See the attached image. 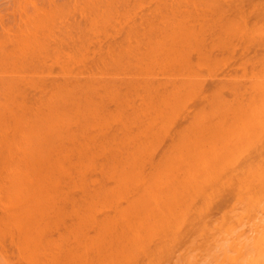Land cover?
Here are the masks:
<instances>
[{
  "label": "rangeland",
  "instance_id": "1",
  "mask_svg": "<svg viewBox=\"0 0 264 264\" xmlns=\"http://www.w3.org/2000/svg\"><path fill=\"white\" fill-rule=\"evenodd\" d=\"M131 10L133 11L131 13L135 12L136 14H138V48L136 47V41H133L131 43L126 37H124L126 34V28H129V26L127 25L125 27V25L122 24L124 25V28L120 27L122 25H119V29L122 28V30H119L117 28L118 25L117 27L115 25H99L98 28H100L101 30H95L97 29L96 27H89L88 29V24H86V33H84V39H78L76 40V42H78L74 44L78 46L80 45L79 47L85 49V52L86 48H88V54L87 52L83 53L85 54L84 56H86V54L88 55V58L85 57L86 59H88L86 60V64H88L86 65V68L88 69L83 66L84 63H82L83 60L80 56L78 57L79 59L76 58L75 60H72L70 62V67L72 68V73L74 74V82H77V85L81 83L79 85L80 87L83 85L82 88H80L79 86L78 89L76 88L75 93L77 95L75 96V98L79 97L78 99H80L81 101H78L76 99L78 103L82 102L85 105V113L87 110L86 114H88V117H85L86 120H84L86 122V129H84L86 131L84 135L86 136V138H89V143L91 142V152H95L98 147H100L98 152L96 151L95 153V155H100L101 149H104V147L111 150L113 146H120L117 141H120V138H126L123 137L125 132L128 133V131H132V135L130 134L128 135L129 137L127 136V140L131 143L133 141L135 142V140L137 139L136 134H138V139L136 140V142L138 141V190L140 191L138 197H141L142 200L140 202V200L138 199L140 206L142 205L141 207H138V210H141V212L138 211V216H140L138 218L142 222L141 227L143 231L141 233L143 235L141 234L142 237L139 238L140 243L138 242V249L135 245H133L132 249L134 250V248H136L135 250H138L136 253L139 254L134 255L135 252L131 249L132 246L128 245L131 251L124 248L125 250L123 249V253H127L126 250H129L128 252L130 253H127L125 255L129 256L131 252H133V256L131 255L126 259V256L121 253V246L123 245L119 246V248L117 246H114L116 245L115 242L119 241H117V238L119 237L116 236V232L118 231V229L121 230V228H118L117 231L114 228L113 231L116 232H109L112 226L108 225V227L105 228L103 226L106 225L102 224L101 228V224L98 225L99 223H97V226H95V222L92 223L93 225L88 222V226H85L87 225L86 223L82 224V227L80 225H78L80 227H75L74 224H70L72 223L71 218L74 217H67L69 222L67 220L68 224L66 225H52L53 227L49 226L47 228L32 229L27 231V233L26 231L22 230L24 234L22 232L17 233L16 231H13L11 235H13L14 238L21 236L23 237V239L35 238L36 241H38L42 237L43 240L46 241L47 239H50L49 242H53V244H50L51 248H49V246L47 245H44V250L40 248L41 246H39L38 244L36 245V243L38 242H35L36 246H22L20 248L14 242L10 243L11 238L10 236H7L5 244L0 243V249L4 252L3 254V252H1L0 250V264H40L41 261H44L47 258L54 261L55 256L62 257L65 252V256L68 255V253H71L70 255H68V260H66V257L63 259L67 261L66 264H69V261L71 259V264H109V262L111 264V260L113 259H115V263L113 262L112 264H138L140 262V264H143L147 263L146 261L149 259V262H152L151 260H153V262H155L156 264H212L214 262L212 260L213 257L210 256L211 250H209L208 252V248L206 247L207 243L208 245L210 244L211 232L214 235V229H217V226L221 225L215 224V219H220L224 213L230 215L229 213L233 210L231 212V215L233 213V215L236 216H232V220L235 223L236 227V224H238L241 220H254L257 216L256 213H259V210H262L260 214H264V201L261 199L263 198L261 194H264V191H261V189L264 190V172L262 171V169L264 170V117H259V114L261 116V113L258 114V117H252L251 114V117H246V114L244 113L246 111L245 108L242 109L245 117H234L233 115V111L235 108H241L240 104H242L243 107H246L247 115H249L250 113V110L248 108L254 107L255 104L257 105L255 107H263H260V104L264 102V0H138V7H136L135 5ZM260 13H262L263 15ZM195 28H199L200 30H195ZM198 33L200 34V36H198ZM107 35L110 36L108 37ZM112 35H115L117 40H115V37L113 38ZM69 40L70 39H68L67 44H65L64 46H70L71 44H73V42L70 41V43ZM115 41H117V43H115ZM118 43H120L121 45ZM257 43L258 45H256ZM112 44H115V48H118L116 45H120V49L118 48L119 51L117 50V52L115 49L117 53L114 54V50L111 49L110 51H112V54L108 52L104 55V53L101 52L100 48H102V50L105 52L108 49L107 46ZM121 46H123L122 49ZM70 47H72V45ZM100 54L102 55L101 59H99V57H101ZM210 56H212V58ZM60 66V63L55 62L52 57L48 59L44 72L46 73L45 78L47 77V84H49V81L53 78V76H62V74H60V72L62 71L60 70ZM57 68H59L60 71ZM80 68L81 70H79ZM62 79L63 77L60 80ZM222 82L223 86L221 85ZM29 90L34 91V89ZM36 90L30 95H33L34 93H37L38 95L39 92H37ZM47 93L49 94V91L46 92V95ZM220 93H223L225 97L223 95L221 96ZM218 95L221 97H219ZM252 100H254L252 102L253 104L255 103L254 106L250 104L251 106L249 105L250 107H247V105L251 103ZM217 101L220 102L218 103ZM247 101L250 102L248 103ZM224 105H226L227 108ZM224 109L226 110V113L224 112ZM262 109L263 108H261L260 110L263 111ZM202 110L206 112V114L204 115L206 117L202 115ZM226 114L227 116H224ZM125 121H129L128 124ZM122 122H124L125 125ZM124 126H127V128H129L128 131H126L127 128H124ZM127 133L125 134V136L127 135ZM133 134H135L136 139L133 137ZM228 135L230 136L228 137ZM130 136H132L135 140L133 138L131 139ZM225 137L226 139H228H224ZM129 138L132 141L129 140ZM91 140L94 141L95 145L92 144L93 141ZM113 140L114 142H117L118 145L116 143H113ZM127 140H122L123 143L126 142V144L124 143L123 146L125 145L126 147L124 146V148L127 149L128 147V149L130 150L129 147H131L133 144L129 143L130 146H127ZM122 142L120 143L121 146ZM111 143H113L114 145ZM229 143L231 146H229ZM103 145L105 146L103 147ZM119 148L122 149V147ZM121 149L120 153H124L128 150L122 149L125 150L123 152ZM115 150L112 149L111 151L113 152ZM104 151L102 152L103 154ZM107 152H109V150ZM107 152H105L107 156V158H104V160L107 159L105 161L110 163L113 162L112 164H115L114 162L116 161L120 163L118 159L121 158V154L116 160L114 157H117L119 153L115 151L116 156L115 154H112L115 161L113 159L112 161L110 157V159L108 158ZM110 152L108 153L109 155H111ZM99 155L96 156L99 160L101 158V160L99 161L98 159L95 160L92 158L94 163L102 162L103 158L99 157ZM208 160H210L212 163L210 161L208 162ZM98 164L100 165V163ZM112 164L109 166H113ZM103 165L106 167V170H108V168L110 169V167L107 166L108 164L106 162H104ZM227 166L229 167L227 168ZM230 167L232 169V172H229ZM239 169L240 171H237ZM260 171H262V174L260 175L263 176H259L261 177V179L258 177ZM246 173L248 176L245 175ZM146 180L150 183H146ZM253 181L256 184L253 183ZM250 185L252 186L250 187ZM256 185L257 187H255ZM240 187H242L241 190L243 192L240 190ZM244 187H248L246 189L247 191H249L247 192ZM253 191H257L256 194ZM150 195L152 196L150 197ZM225 195L226 198H224ZM173 197H175L176 202L173 201ZM251 197L255 200H250ZM178 198L184 201L186 199L188 201L187 204H183L182 200L181 204L180 200L178 201ZM171 199H173L172 202H170ZM143 200L144 202L145 200H147L144 207ZM173 202L175 204L177 202L178 204L180 203V208L178 207V204L172 205L174 204ZM245 202H247V204H249L250 207L253 208L254 211H250L253 215H244V213H247L246 210H248L245 209L247 208V204ZM222 203H225L226 205H220ZM170 204L172 206H176L173 207V209H175L174 212L178 210L175 213L176 215H180V219L177 216L179 222L177 221L178 223L175 228L173 227L175 226L174 221H172L173 223L170 221V219L174 220L175 216L173 215L175 214L174 212H169L171 210L173 211ZM146 205L154 207V210L150 213L152 216H150V218L145 217L149 215L146 212H148L149 210L147 209L150 208H147ZM245 205L246 207H242ZM221 206L224 207L222 208ZM169 207L171 208L170 210H168ZM166 208L168 211L166 210ZM221 208L224 212L221 211ZM217 209H219L221 212H219ZM243 209H245L246 212L243 211ZM144 212L145 216L143 214ZM162 212L166 217L161 214ZM166 212H169L173 215L172 216L170 214L172 218L169 217V220V214L167 215ZM213 212L215 213V215ZM254 212H256L255 215ZM156 215H162L161 219L162 217L167 218L165 219L167 220V225L172 223V226L169 225L170 227H166L163 222L164 220L162 221L158 218H155L154 223V216ZM218 215H220V218L216 217ZM228 215L227 217L224 215L225 218L222 217L223 219L221 218V222L223 223L220 226L222 230H219V234L222 231H228L227 228L230 225V221H232ZM101 217L99 216L100 219ZM190 219L191 221H189ZM157 221L159 222L158 224H160V222L162 221L160 225H164H162L163 227H160V229L158 230L159 232L153 229L152 233L151 228H157L155 227L157 225ZM168 221H170L171 223ZM196 221L198 222L197 224ZM152 222L154 223V225L152 224ZM233 224L232 226L234 227ZM114 226H116L117 228L118 224H114ZM232 226L230 225V227ZM99 227L102 229L103 234L104 232L109 230V236L107 235V233H105L104 235H101V232L98 233ZM183 228L187 230H183ZM101 229L99 230L101 231ZM218 229L217 231H215V233L218 232ZM120 230L118 231V233L120 232ZM230 230L231 228L229 229V231ZM175 231H177V233H175ZM181 231L183 232V234L180 237ZM202 232H204L203 235H201ZM114 233H116V241H114L115 239H113L115 238ZM223 233L224 232H222V234ZM121 234L123 235L124 232ZM185 234H189V236L187 235L188 237H186ZM165 235H170L171 237L173 235V241L172 239L169 240L171 237L167 240L168 244L169 241L173 243L172 246L170 244H166L167 242L164 241ZM191 235L192 237H190ZM221 235L218 237H221ZM100 236L102 241L105 237L106 239L108 238V241H110V237H112V240L114 241L113 246L117 247L118 250L121 251L118 252L123 254L124 258L123 256H121V254L116 253V255H118L116 260V258H114L115 254H110L111 249H115L112 246L113 243L110 245V242H107L109 246L113 248L108 247V244L106 242L104 243H106L107 246L105 244H102L103 248L101 246L99 248V245H101L99 243L98 247L95 243V245H89L91 243L88 244L89 246L87 245V241H91V238L89 237H95L97 238L95 239V241H97L100 239ZM103 236L104 238H102ZM217 236L216 238L214 236V238L218 243L219 238ZM224 236H226L225 233ZM81 237L82 240H79V238L81 239ZM87 237L90 239V241L87 240L85 244L88 246L87 248H89L87 250L86 247H83L85 246V242L82 244L83 246H81V243H78L77 245V242L73 241L79 240L83 242L85 238L88 239ZM122 237L126 238L124 235ZM122 237H120V239ZM51 239L54 240L51 241ZM61 239H63V242H65L64 244L62 242V244L59 243V240ZM56 240H58L59 242H56L55 244L54 241ZM112 240L111 242H113ZM71 241H73L74 243ZM92 241H94V239ZM68 242L71 244V247H74V249H71L70 246L66 245ZM58 243L61 244L63 248L61 246L60 247L62 249L59 248ZM69 243L68 245H70ZM215 244L216 242L214 243V248ZM30 245H32V242L30 243ZM117 245H120V243H118ZM182 245L183 247H181ZM185 245L187 248L185 247ZM46 246L48 247L47 249L49 252L45 249ZM66 246L69 248V250ZM93 246L96 247L93 248ZM178 246L180 248H178ZM204 247L206 248L207 253H205L206 251L203 249ZM16 248L18 249L16 250ZM106 249L110 251V253L108 252L109 254L105 252ZM172 250L173 252H171ZM114 251L116 252L117 249ZM178 253L181 255H179ZM208 253L209 255L207 256L206 254ZM59 254H61L62 256ZM19 256L21 257L19 258ZM192 256H194L195 259ZM60 257L58 258L59 260H61L60 264H63ZM189 258L190 260L187 261V259ZM175 259H177V261H175ZM207 261L210 262L207 263Z\"/></svg>",
  "mask_w": 264,
  "mask_h": 264
},
{
  "label": "bare ground",
  "instance_id": "2",
  "mask_svg": "<svg viewBox=\"0 0 264 264\" xmlns=\"http://www.w3.org/2000/svg\"><path fill=\"white\" fill-rule=\"evenodd\" d=\"M216 4H217V2H216ZM135 5H136V7H138V0H0V243L1 244H5V240L7 239L6 237L10 236V238H11L10 243L14 242L20 248L22 246H26V247L27 246L28 247L29 246H36L37 244L39 246H41L40 248H42V249H43L44 245H47V246H49V248H51L50 244L51 243L53 244V242H49L50 239H47V241L49 242L48 243L46 240H43L42 237L38 241H36L35 238H34L35 240L34 239H28V238L23 239V237L18 236V234H17L18 237L14 238L13 235H11V233L13 231H16L17 233H21L22 230L26 231V233H27V231L32 230V229L47 228V227L52 226V225H57V226L66 225L69 222L67 217H69V218L74 217V218H71L72 223H70V224H74L75 227H77L78 225H80L82 227V224H86V223H87V225H85V226H88L89 223L92 224L95 222V226H97L96 224L99 223L98 225L101 224L100 225L101 228H102V224L106 225V226H103L105 228H107L108 225L112 226V228H111L112 231L110 229V231L108 230L109 232H116L118 228H121L122 232L120 229H118V231L120 230L121 233L124 232L123 235L126 237V238H123L122 237L123 235L120 232L118 233V231H117L116 236H118L119 238H117L115 236L116 233H114L115 238H113V239H115L114 241H116V238H117V241L118 240L119 241L115 242L116 245H114V241L112 240V237H110L111 238L110 241L107 240L109 238L108 237L109 233H108V231L105 230L106 232H104V234L107 233L108 236L105 235L106 237H108L107 239H106V237L104 238V236H103L102 238H104V240L102 241L101 236H100V239L99 238L98 239L101 241H99V240L95 241V239H97V238L89 237V238H91V241H90V239L87 237L88 239L85 238V240L82 242V241H79V240H82V237H81V239L79 238V240H76V241L73 240L74 242H77V245H78V243H81L80 245L83 246L82 244L85 242L84 243V245H85L86 241L89 240L90 242L87 241V245L89 243H91L89 245L97 244L96 246L98 247V245L101 244V245H99V248H100V246L103 248L102 244H105L107 246V244H108L107 242H110V245L113 243L112 246L114 245V246H117L118 248L121 245L125 246V247L121 246L122 252L119 251L117 247L113 246L115 249H113V250L111 249V253H110V251H108V249H109L108 247H110V248H113V247L109 246V244H108V247L105 246L106 248H108V249H106L107 251L105 250V252H107V253L109 252L111 255L115 254L114 258H116V260L118 257V255H116V253H119V252L123 253L124 248L130 250L129 246H132L131 247V249H132L133 245H135L136 248L138 249V247H139L138 242L140 241L139 238L142 237L141 232L143 231L142 227H141L142 222L138 218V217H140V216H138V211L141 212V210H138V207L140 206L138 199L140 200V202L142 201L141 197H138L139 192H140L138 190V141L136 142V140L138 139V134H136L137 139L135 137V134H133L134 135L133 137L136 140L132 136H130V138L131 139L133 138L135 140V142L134 141L132 143L129 142L127 140L129 137L128 135H130V134L132 135V131H128L129 128H127V126L126 127L124 126V128H127V130L126 129L125 130L128 131V133L125 132L123 137H126V138L125 139L120 138L121 139L120 141L122 142V140L123 141L127 140V143H128L127 146H130L129 143L133 144L131 147H129L130 150L128 149V147H127V149L129 151L126 148H124L125 145L123 146V144L124 143L126 144V142H124V143L122 142V146H121V144H120L121 142L117 141L120 145V146H117L119 151H118L117 147H114V146L112 149L113 150L117 149L115 151H117V153H119V154L117 155V157H114L112 154H115V151H113L114 152L113 153L111 151L112 149L111 150L106 149V147H104L105 145H103L104 149L103 148L101 149L100 155L96 154V155H99V157L103 158L102 162H95V163H97V164H95L93 159H95V160L98 159V157L95 155V153H96V151L98 152L100 147H98V149L95 152H91V144H90L91 142L89 143V141H90V140L88 141L89 138L88 137L86 138V136L84 135V133L86 131V130H84V129H86L85 128L86 122L84 120H86V118L88 117V114H86L87 110H86V113L84 112V110L86 109V107L84 108L85 105L82 102L78 103V101L80 100V99H78L79 97L75 98V96L77 95L75 93L76 88L78 89V86L81 83L78 82L79 84L77 85V82H74V74L72 73V68L70 67V62L72 60H75L76 58L79 59L78 58L79 56L83 60V62H82V63H84L83 66H85V68H86V65H88V64H86L87 63L86 60H88V59H86V58H88V55H87L88 54V52H87L88 48H86L87 54H86V56H84L85 54H83V53H86L85 49H83L82 47H79L80 45L78 46V45L74 44V43L78 42V41L76 42V40H78V39L80 40L82 38L84 39V33H86L85 32L86 31L85 30L86 24H88V29H89V27H91V28L96 27L97 29H95V30L100 29V28H98L99 25H101V26L102 25L103 26L115 25L116 27L118 25V27H117L118 29H119V25L124 24L125 27L127 25V26H129V28H126V30H125L126 34L124 33L125 34L124 37H126L131 43L133 41H136L137 42L136 47L138 48V19H137L138 14H136L135 12L131 13V12H133L131 9H133V7ZM260 14H262V13H260ZM261 23H262V21H261ZM124 25H122L120 27L124 28ZM120 29L122 30V28H120ZM195 30H200V29L195 28ZM99 31H97V32H99ZM193 31H194V28H193ZM247 31H248V29H247ZM201 34H202V32H201ZM116 35H117V33H116ZM107 36L109 37L110 35H107ZM112 36H113V38L115 37V40H117L115 35H112ZM198 36H200V34ZM203 36H205V35H203ZM68 39H70L69 42L70 41L73 42V44H71L72 47H70L71 45L70 46L69 45L64 46L65 44H67ZM110 39H111V37H110ZM204 41H205V39H204ZM92 42H93V39H92ZM115 43H117V41H115ZM196 43H198V42H196ZM118 44H120V43H118ZM185 44H187V43H185ZM120 45L119 46L116 45V46L120 49ZM256 45H258V43ZM107 47H108V49L106 50L107 52L106 51L104 52L102 50V48H100L101 52H103L104 55L107 54L108 52L111 53L112 52V51H110L111 49L114 50V52H113L114 54L119 51L118 48H115V44L109 45ZM122 48H123V46H121V49ZM100 49H99V51H100ZM115 49H116V51L117 50L118 51L116 52ZM197 49H198V47H197ZM207 50H205V51H207ZM256 51H259V50H256ZM210 53H211V49H210ZM207 54H208V52H207ZM50 57H52L55 62L60 63V65H61L60 70H62L60 72V74H62V76L61 77H59V76L54 77L53 76V78L49 81V84H47V82H46L47 77L45 78L46 73H44V72H45V66L47 65V61H48V59H50ZM210 57L212 58V56H210ZM101 58H102V55H101V57H99V59H101ZM211 61H212V59H211ZM78 65H79V63H78ZM49 66H51V65H49ZM77 68H78V66H77ZM57 69L59 70V68H57ZM86 69H88V68H86ZM79 70H81V68ZM52 72H53V70H52ZM62 77H63V79L60 80ZM56 78H58V79H56ZM223 82L221 83L222 86H223ZM82 86L81 87L79 86V87L82 88ZM222 86H221V88H222ZM36 88H37V90H36ZM29 89H34V91L36 90L37 92H39V94L37 95V93H34L33 95H30L34 91L33 90L30 91ZM47 91H49V94L47 93L48 96L46 95ZM220 94H221V96L223 95V93H220ZM215 95H213V96H215ZM221 96H219V97H221ZM253 101L254 100H252L251 103H249L250 101L249 102L247 101L249 103V104L247 103L248 104L247 107H250L251 106L250 104H252L254 106L255 103L253 104L252 103ZM210 102H212V101H210ZM217 102L219 103L220 101H217ZM223 104H222V106H223ZM262 104H260V107L263 106L261 108H263L262 110L264 111V104L263 105ZM240 105H241V108L237 107V109L236 108L234 109V111H233L234 117H245V116L249 117L250 114L252 117L253 116L258 117L259 113H261V116L259 114V117H264V114H263L264 112L260 110L261 108L255 107V106H257L256 104L254 107L248 108L250 110L249 115H247L246 107H243L242 104H240ZM224 106H226V105H224ZM226 108H227V106H226ZM243 108H245V110H246L244 112L246 115L243 113V110H242ZM203 110H205V109H203ZM203 110H202V115L204 116L206 114V112ZM259 111H261V112H259ZM203 112H205V113H203ZM224 112L226 113V110ZM227 114L224 116H227ZM93 115H95V114H93ZM214 116H216V115H214ZM204 117H206V116H204ZM230 119H232V118H230ZM165 120H166V118H165ZM125 122L128 124L129 121H125ZM122 123H124V122H122ZM124 125H125V123H124ZM108 127H110V126H108ZM129 132H131V133H129ZM138 132H136V133H138ZM126 133H127V135L125 136ZM229 136L230 135H228V137ZM130 138H129V140H131ZM224 139H226V137ZM91 141H93V140H91ZM112 142L117 144V142H114V140ZM113 143H111V144H113ZM92 144L95 145L94 141L92 142ZM110 146H112V145H110ZM229 146H231L230 143H229ZM101 147H102V145H101ZM119 147H122V149H126L127 151L122 150ZM120 149L123 152L124 151L125 152L120 153L121 152ZM108 150H109V152L111 151L110 154L112 155V157H111V155L108 154L109 153V152H107ZM103 151H104V154L102 153ZM105 152H107L108 158L110 157L111 160L113 159L114 161H115V159L117 160V158H119V156L121 154V156H120L121 158L118 159L120 161V163L118 161H116V162H114L115 164H112L113 160L112 161L110 160L112 163L105 161V160H107V159L104 160V158H107ZM141 155H142V153H141ZM115 156H116V154H115ZM212 157H214V156H212ZM223 157H225V156H223ZM100 160H101V158H100ZM209 161L210 160H208V162ZM104 162H106L108 164L107 165L108 167H110L109 165H111V164L113 166H111L110 169L108 168V170H106V167L103 165ZM98 163H100V165ZM101 163H103V164H101ZM228 167L229 166H227V168ZM229 169H228L229 172L230 171L232 172L231 167ZM237 171H240V169ZM262 171L264 172L263 169H262ZM262 171H260L258 177L262 176V175H260V174H262ZM197 173H199V172H197ZM216 173H217V171H216ZM245 175L248 176L247 173ZM263 175H264V173H263ZM169 176H170V174H169ZM105 178L107 179V181H110V182H107ZM256 178H255V180H256ZM259 178L261 179V177H259ZM250 179H252V178H250ZM231 180H233V179H231ZM263 180H264V178H263ZM228 181H229V179H228ZM146 183H150V182H148L146 180ZM250 183H252V182H250ZM253 183H255V182L253 181ZM245 185H248V184H245ZM251 186L252 185H250V187ZM255 187H257V185ZM255 187H253V188H255ZM241 188L242 187H240V190H241ZM244 188L246 189L248 187H244ZM160 191H161V189H160ZM246 191H247V189H246ZM261 191H264V190L261 189ZM253 192H255V191H253ZM256 192H255V194H256ZM261 195L263 197L261 199L264 201V194H261ZM151 196L152 195H150V197ZM232 197H235V196H232ZM173 198H174V200L171 199L170 202H172V200L174 202H176L175 197H173ZM224 198H226V195ZM259 198H260V196H259ZM151 199H153V198H151ZM252 199L253 198L251 197L250 200H252ZM179 200L181 202L182 199L178 198V201ZM227 200H230V199H227ZM254 200L255 199H253V201ZM143 202H144V200H143ZM145 202H147V200H145ZM145 202H144L143 207L146 204ZM182 202H183V204H185V203L187 204L188 201L185 199V201L182 200ZM182 202H181V204H182ZM249 202H251V201H249ZM245 203L247 204V202H245ZM253 203H251V204H253ZM177 204H178V202L176 204L174 203L172 205H177ZM181 204L180 203L178 204L179 208H180ZM223 204H225V203H222L220 205H223ZM248 205L249 204H247V208H245V209H248V210H246L247 213L245 214L243 212L245 216L246 215H253L250 211L253 212L254 210H253V208L250 207V205L249 206ZM263 205H264V203H263ZM146 207L147 208L150 207L149 209H147L149 211L146 212L149 215L145 216V212L143 214L145 217L150 218V216H151L150 213H151V211L154 210V207L153 206L151 207L148 205H146ZM173 207H176V206H172L171 208L173 209ZM221 207L223 208L224 206H221ZM242 207H246V205L242 206ZM171 208L169 207L168 210H170ZM222 208H221V211L223 210ZM245 209H243V211H245ZM254 209H256V208H254ZM166 210H167V208H166ZM174 210L175 209H173V211L171 210L169 212L173 213ZM217 210L219 212H221L219 209H217ZM145 211H146V209H145ZM165 211H163V212H165ZM177 211H175V212H177ZM261 211L262 210H259V213ZM263 211H264V208H263ZM163 212L161 214H163ZM169 212L168 213L166 212L167 215L169 214L168 220L170 219L169 217L172 218V216L175 215L174 220L170 219L171 222L174 221L175 226H173V227L175 228L177 223L179 222L180 215L178 213H177L178 215H176L175 212H174L175 214L172 215ZM222 212H224V211H222ZM231 212L229 213L230 215L224 213L223 216H221V218L222 217L225 218V216L227 217V215H228L230 217V219L232 220V216H234V217H236V216L233 215V213L231 215ZM255 213L256 212H254V215H255ZM170 214L172 216H170ZM199 214H200V212H199ZM256 214H258V213H256ZM214 215H215V213H214ZM97 216H98V218H97ZM99 216L100 217L105 216V217H110V218L104 217V219H103V217H101V219H100ZM161 216L160 215L154 216V223H155V218H158L159 220H162V221L164 220L163 222H164L166 227L167 226L170 227L169 225L172 226L173 222L171 223L170 221H168L171 224L168 223L169 225H167V222H166L167 220H165L167 218H164L166 216L164 215V217H162V219H161ZM177 216L179 219L177 218ZM194 216H195V214H194ZM196 216H198V215H196ZM203 216H204V214H203ZM219 216L220 215H218L216 217H219ZM191 218H192V216H191ZM221 218L215 219L216 220V221L214 220L215 224H217V225L221 224L222 225L223 222H221L222 221ZM181 219H182V216H181ZM67 220H68V222H67ZM138 220H139V222H138ZM217 220H218V222H217ZM162 221L160 222V224L162 223ZM189 221H191V219ZM232 222H233V220L230 221V223H229L231 226L234 223V222L233 223ZM154 223L152 222L153 225H154ZM158 223L159 222L157 221L156 222L157 225L155 226L157 228H154V227L151 228L152 229L151 232L153 231V229L158 231L160 229V227H163L162 225H164V224L160 225ZM197 223L198 222L196 221V224ZM114 224H118L119 227L117 226V228H116V226H114ZM230 225L227 228L228 231H226V232L222 231L226 234V236H224V233L222 234V232L219 234V232H220L219 230H222L219 225L217 226V229L219 228L218 232H216L219 235L215 233V231H217V229H214V231H213L214 235L211 232L210 236L213 239L210 238V240L211 241L213 240L212 241L213 243L210 241V244L212 245L211 246L209 244L210 249H209V245L207 243L206 248H208L207 249L208 252H209V250L212 251V252L210 251V256L213 257L212 260L214 262L212 264H238V259H239V255H240L239 250H237L235 252V254H233L231 256H223L222 255L224 242L227 239V235L231 232L232 229H234L235 223L233 224L234 227L232 226L233 228L230 227ZM236 225H238V224H236ZM80 226H78V227H80ZM100 227H99V229H101ZM114 228L116 231H113ZM174 228H173V230H174ZM230 228H231V230L229 231ZM99 229H98V231H99L98 233L101 232L100 234L104 235L102 232V229H101V231ZM183 230H187V229L183 228ZM50 231H48V232H50ZM193 231H194V229H193ZM204 232H202L201 235H203ZM40 233H41V231H40ZM175 233H177V231H175ZM118 234H120V235H118ZM128 234H129V236H128ZM182 234H183V232L181 231L180 237ZM178 235H179V233H178ZM187 235L189 236V234H187ZM187 235H186V237H188ZM212 235H213V237H212ZM217 235L218 236L221 235V237H218ZM165 236H167V235H165ZM165 236H164V241L167 242V240L171 236L170 235H168L169 237L168 236L165 237ZM214 236H215V238H216V236L219 238L218 243H217V240L215 241ZM222 236H224V237H222ZM120 237L123 238V239L121 238L123 241L120 239ZM172 237H173V235H172ZM172 237L169 240H171ZM177 237H176V239H177ZM190 237H192V235ZM30 238H31V236H30ZM92 238L94 239V241H92L93 240ZM260 239H261V242L264 243V235H262L260 237ZM53 240L51 239V241H53ZM61 240H59L60 242L58 240H56V241H54V243L56 244V242H59V243L62 242L64 244L65 242H63V239H61ZM111 240L113 242H111ZM73 241H71V242H73ZM172 241H173V239H172ZM187 241H188V239H187ZM187 241H185V242H187ZM31 242H32V245H30ZM33 242H34V244H33ZM35 242H38V243H36V245H35ZM104 242H106L107 244ZM215 242H216V244H215L216 249L214 248ZM59 243H58L59 248H61L62 243L61 244H59ZM68 243L66 245L71 247V244L69 243L70 245H68ZM118 243H120V245H117ZM166 244H168V242ZM169 244L171 246L173 245V243L170 241H169ZM87 245L83 246V247H86V250L89 249V248H87L89 245L88 246ZM47 246L45 247V249L48 251ZM81 246H80V248H81ZM96 246H93V248H95ZM64 247H65V245H64ZM181 247H183V245ZM185 247H186V245H185ZM72 248L74 249V247H71V249ZM136 248H134V250L132 249L135 252L134 255L139 254V253L138 254L136 253L138 251V250H135ZM178 248H180V247L178 246ZM200 248H202V247H200ZM206 248L204 247L203 249L206 251ZM17 249L18 248H16V250ZM67 249L69 250L68 247H67ZM67 249H66V251H67ZM104 249H102V250H104ZM116 249H117V251L115 252L114 250H116ZM174 249H175V247H174ZM129 250H126L127 253H130V252H128ZM207 251L205 253H207ZM214 251H216V252H214ZM1 252H3V251L1 250ZM5 252H7V251H5ZM171 252H173V250ZM121 253H119V254H121ZM127 253L124 252L123 254L125 255ZM132 253L133 252H131V254L129 256H131V255L133 256ZM189 253H190V251H189ZM3 254H4V252H3ZM65 254H66V252H65ZM65 254H63V256L61 254H59L62 257H60V256L56 257L55 256V258H54L52 256L54 258V261L52 259L49 260L47 258L44 261H41V262L39 261V262H40V264H51V263L52 264H60L61 260L58 259L60 257V259H62L63 264H66L67 261H65L63 259L66 257L67 258L66 260H68V257H69L68 255H70L71 253H68V255H66V256H65ZM123 254H121V256H123V258H124ZM184 254H185V252H184ZM179 255H181V254H179ZM192 255H193V253H192ZM206 255L208 256L209 253ZM129 256L127 255L126 259ZM190 256H191V254H190ZM20 257L21 256H19V258ZM119 257H120V255H119ZM186 257H189V256H186ZM192 257H194V256H192ZM90 258H91V256H90ZM15 259H17V258H15ZM111 259H113V258H111ZM194 259H195V257H194ZM208 259H211V258H208ZM71 260L69 261V264L72 263ZM188 260H190V258L187 259V261ZM206 260H207V257H206ZM111 261H112L111 264L113 262L115 263V259H113ZM149 261H150V259L146 261L147 263H143V264H156L155 262H153V260H151L152 262H149ZM175 261H177V259H175ZM208 262H210V261H207V263ZM140 263H138V264H140ZM4 264H7V263H4ZM89 264H92V263H89ZM109 264H110V262H109ZM157 264H159V263H157ZM167 264H169V263H167ZM174 264H176V263H174Z\"/></svg>",
  "mask_w": 264,
  "mask_h": 264
},
{
  "label": "clouds",
  "instance_id": "3",
  "mask_svg": "<svg viewBox=\"0 0 264 264\" xmlns=\"http://www.w3.org/2000/svg\"><path fill=\"white\" fill-rule=\"evenodd\" d=\"M264 214L258 213L254 220H241L227 235L223 256H231L239 250L238 264H264Z\"/></svg>",
  "mask_w": 264,
  "mask_h": 264
}]
</instances>
